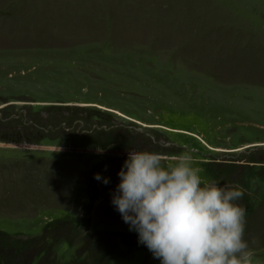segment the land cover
Listing matches in <instances>:
<instances>
[{"label": "rangeland", "instance_id": "rangeland-1", "mask_svg": "<svg viewBox=\"0 0 264 264\" xmlns=\"http://www.w3.org/2000/svg\"><path fill=\"white\" fill-rule=\"evenodd\" d=\"M134 149L238 183L264 264V0H0V264H161L112 204Z\"/></svg>", "mask_w": 264, "mask_h": 264}, {"label": "clouds", "instance_id": "clouds-1", "mask_svg": "<svg viewBox=\"0 0 264 264\" xmlns=\"http://www.w3.org/2000/svg\"><path fill=\"white\" fill-rule=\"evenodd\" d=\"M172 159L134 149L118 173L112 204L138 243L161 264H259L245 239L246 208L238 202L245 190L205 182L189 152ZM94 178L109 183L99 173Z\"/></svg>", "mask_w": 264, "mask_h": 264}]
</instances>
